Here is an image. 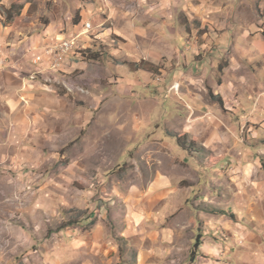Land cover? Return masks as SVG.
<instances>
[{
	"label": "rangeland",
	"instance_id": "obj_1",
	"mask_svg": "<svg viewBox=\"0 0 264 264\" xmlns=\"http://www.w3.org/2000/svg\"><path fill=\"white\" fill-rule=\"evenodd\" d=\"M89 1L0 0V58L15 45L62 39L70 13L76 21ZM146 3L154 11L161 2ZM174 4L172 24L187 33L171 50L113 35L78 44L89 56L69 88L36 98L0 88V264H136L150 234L166 230L169 197L180 201L175 216L189 193L191 210L225 215L198 202L222 178L216 199L227 200L236 166L220 163L256 150L264 164V0ZM85 114L82 126H66Z\"/></svg>",
	"mask_w": 264,
	"mask_h": 264
},
{
	"label": "crops",
	"instance_id": "obj_2",
	"mask_svg": "<svg viewBox=\"0 0 264 264\" xmlns=\"http://www.w3.org/2000/svg\"><path fill=\"white\" fill-rule=\"evenodd\" d=\"M146 1L148 0H91L80 11L76 21L74 14L70 13L71 18L67 20V26L65 27L64 24V27L68 28L67 32L60 38L80 35L79 44L90 48L91 43L97 42V40L104 42L103 44L110 43L114 39L112 36L115 35L120 42L123 39L131 42L129 44L134 48L141 45L144 47L146 46L144 43L150 42L147 47L156 49V46H160L171 50L174 43L177 45L182 35L186 37L187 33L185 29H175L172 24L174 22V6L176 5L174 0H156L161 2L158 5L163 6L161 7L164 8L163 11L158 10L161 9L160 7L152 11L151 9L157 7L155 5L157 3L148 5ZM134 14L139 15L136 20ZM140 21L142 24L148 21L151 24L139 29L136 25ZM88 22L93 23L94 30L85 34V25ZM62 25L60 24L58 27ZM154 34L157 35L155 43L152 40L140 38L141 36L152 37ZM177 35L180 38L176 37ZM46 42L41 39L34 40L20 45V47L15 45L8 52L3 51L5 56L3 54L4 58H0V60L7 59L8 67L6 66L0 72V88L14 92L16 87L17 90H25L29 97L35 98L43 95L48 96L55 92L58 85L69 88L68 86H71L70 73L79 68L81 54H77V50L71 53L62 71L56 74L51 71L49 57H45L44 61L38 65L34 64L37 57L44 55ZM153 55L155 53L150 52L149 56L152 59ZM36 101L39 103V100ZM43 104H39V110L46 106ZM53 107L56 109V106ZM47 109L56 111L50 107ZM73 111L76 115L77 109L73 108ZM69 120L71 122L66 123V126L71 124H74L75 127L82 126L84 122L88 121L87 115L83 120L78 121L76 116L69 117ZM51 133L58 136L56 131ZM59 134L63 136L60 132ZM5 135L8 141L16 139L12 131L7 130ZM48 140L49 138L44 139L50 145ZM55 141L57 140H51V144ZM58 144L60 147L63 145L62 139H59L55 146L58 147ZM234 165L236 167L229 172V189L228 192H225L227 193L226 201L220 203L216 199L218 193H224L223 189L219 187L224 178L218 179L217 185L212 190L214 195L210 199L208 198V201L205 195L198 199V202L219 208L226 214L217 215L204 210H191L189 201L192 198V193H189L182 199L185 202H181L185 209L180 215L175 216L179 213L180 201H177L175 196L172 199L169 197L171 203L166 208H171V211L169 209V211L162 212L163 215L170 212V221L166 223V230L164 233L152 232L150 234V247L138 248L136 264H165L163 260H166V264H188L196 237L199 234L202 236V242L195 264H264V168L262 158L257 156L256 150H251L241 158H226L219 167L222 169V167ZM188 210H191L190 213ZM159 220H157L158 223ZM183 241H188V243L182 249L183 252H180ZM163 242L165 244L161 250L159 243ZM159 251H161V255L164 254V257L159 255Z\"/></svg>",
	"mask_w": 264,
	"mask_h": 264
},
{
	"label": "built area",
	"instance_id": "obj_3",
	"mask_svg": "<svg viewBox=\"0 0 264 264\" xmlns=\"http://www.w3.org/2000/svg\"><path fill=\"white\" fill-rule=\"evenodd\" d=\"M91 23H86L85 34H89L93 31ZM80 42V35H76L73 38H62L54 43H48L44 48V55L37 57L34 60V64H40L44 61L45 57L50 58V68L63 69V66L71 53H73ZM7 66V62H0V71Z\"/></svg>",
	"mask_w": 264,
	"mask_h": 264
},
{
	"label": "trees",
	"instance_id": "obj_4",
	"mask_svg": "<svg viewBox=\"0 0 264 264\" xmlns=\"http://www.w3.org/2000/svg\"><path fill=\"white\" fill-rule=\"evenodd\" d=\"M80 54H82L83 58L84 57L87 58V56H89V54L86 53V51L85 52H82ZM95 58H97V57H95ZM184 138H186V135L185 136L181 135V136H179L177 138V141H178L179 145L181 147H183V148H185V146H186L185 145V142H184V140H185ZM263 168H264V164H263ZM201 238H202V236L199 234L197 236V240H196V243H195V246H194V250L191 253V257H190V261H189L190 264H195V262H196L197 253H198V250H199V248L201 246V242H202V239Z\"/></svg>",
	"mask_w": 264,
	"mask_h": 264
},
{
	"label": "bare ground",
	"instance_id": "obj_5",
	"mask_svg": "<svg viewBox=\"0 0 264 264\" xmlns=\"http://www.w3.org/2000/svg\"><path fill=\"white\" fill-rule=\"evenodd\" d=\"M61 71H62L61 69H53V70H52V72H54V73H56V74L59 73V72H61Z\"/></svg>",
	"mask_w": 264,
	"mask_h": 264
}]
</instances>
